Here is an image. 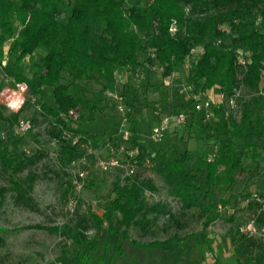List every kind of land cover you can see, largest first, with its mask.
<instances>
[{"label":"rangeland","instance_id":"374dc122","mask_svg":"<svg viewBox=\"0 0 264 264\" xmlns=\"http://www.w3.org/2000/svg\"><path fill=\"white\" fill-rule=\"evenodd\" d=\"M151 55L150 52L142 54L139 67L118 72L114 91L101 92L100 86L90 84L91 95L86 98L92 109L85 101H79L84 121L74 117L69 125L87 134L93 153H88L86 147H79L85 161L78 159L65 168L59 165L58 152L65 139L70 137L62 134V139H54L51 126L37 105L38 101L53 104L51 90L42 87L33 96L27 89L21 95L24 104L18 109L16 99L20 94L13 79L0 71L3 118L0 140L9 133L5 119L19 111L18 121L30 122L29 131L23 134L22 148L28 156L37 157L35 164L18 176L23 179L28 171L37 176L30 194L32 207L15 201L11 191L2 202L0 264H77L75 258L86 252L96 258L111 257V261L104 264H236L234 248L236 239L242 235L254 241L250 249L253 264H264V226L255 223L258 205L264 209V148L252 152L247 146L257 141L258 132H247L243 138L234 139L243 172L237 175L231 189L214 190L216 219L206 228H203L204 216L198 207L185 208L179 197L185 191L200 204H206L201 189L203 178L191 170L192 163L197 158L208 164L218 160L224 153L225 131L239 122L240 101H248L253 95L241 88L233 100L220 98L213 94L218 91L215 86L210 96H206L207 91L203 93L188 80L194 66L192 59H185L180 68H175L171 76L164 78L161 68L147 62ZM40 57L41 54L36 53L35 62L38 63ZM29 67L26 57L17 69L30 78ZM107 92L122 98V111L117 110V101L107 96ZM261 94L264 97V90ZM201 101L211 102L208 112L193 111V105ZM181 112L186 117L183 125H169L159 140L151 138L152 129L162 120L171 122ZM124 132L128 133L126 140L123 139ZM93 136L97 137L95 143ZM184 153L190 161H180ZM101 157L111 163L105 171L98 161ZM172 166H179L181 170L175 173ZM131 168L132 173L129 172ZM80 171L85 172L83 179L77 176ZM134 180L150 181L155 187L154 191L143 193L145 202L149 206L157 205L160 210L147 216L151 221L148 232L131 227L126 231L127 239L122 241L114 234H107L104 225L100 231L85 233L93 251L88 249V244L75 245L70 229L77 221L88 213L102 215L114 198L113 183L126 185ZM9 185L0 171V186ZM250 203L252 208L248 207ZM34 225L65 227V233L29 228ZM169 238L176 242L166 245L163 254L158 251L144 254L133 245Z\"/></svg>","mask_w":264,"mask_h":264},{"label":"trees","instance_id":"16d2710c","mask_svg":"<svg viewBox=\"0 0 264 264\" xmlns=\"http://www.w3.org/2000/svg\"><path fill=\"white\" fill-rule=\"evenodd\" d=\"M172 26L174 32H170ZM194 46L201 47L204 53L189 71L192 85L203 93L217 86L220 95L229 100L235 99L241 88L253 95L248 101H240L239 122L225 131L224 153L218 160L208 164L197 158L192 163L191 170L203 178L201 189L206 204H200L185 191L179 194L185 208L198 207L206 228L216 219L214 190L231 189L237 175L243 172L234 139L258 132L257 141L247 146L252 152L264 148V0H0V71L24 84L33 96L42 87L51 90L53 104L38 101L37 105L49 122L54 139H62V134L70 137L58 152L62 168L83 156L71 140L79 136L84 143L87 134L73 129L69 122L74 117L84 121L79 101H85L92 109L86 98L91 95L90 84L100 86L101 92L114 91L116 74L139 67V58L146 52L152 54L147 62L161 68L162 77H169L183 65ZM36 53L41 54L38 63L34 60ZM239 55H243L242 65L237 63ZM26 57L30 78L17 69ZM1 109L0 106V121ZM19 114L18 111L5 119L9 133L0 140V171L10 184L0 186V208L9 191L15 194V201L32 207L30 194L37 176L31 171L23 179L18 176L33 166L37 157L27 155L22 148L24 135L14 132ZM91 138L94 143L97 141L96 136ZM180 161H190L188 154L184 153ZM180 170L179 166L172 168L175 173ZM112 190L114 198L102 215L88 213L70 229L75 245L88 244L93 251L85 233L100 231L104 225L107 234L122 241L127 239L126 231L131 227L148 232L151 221L147 216L160 212L157 205L149 206L143 198L145 190H155L153 184L137 180L126 185L115 182ZM257 209L255 223L262 227L264 209L260 205ZM29 228L65 233V227ZM174 242L176 239L169 238L133 245L144 254H163L165 246ZM253 244V239L243 235L236 239V264H253ZM75 261L104 264L111 257L96 258L86 252Z\"/></svg>","mask_w":264,"mask_h":264},{"label":"built area","instance_id":"2783aa9c","mask_svg":"<svg viewBox=\"0 0 264 264\" xmlns=\"http://www.w3.org/2000/svg\"><path fill=\"white\" fill-rule=\"evenodd\" d=\"M174 31H175V29L172 26L170 28V32H174ZM203 53L204 52H203V49L201 47H196V46L191 47L189 54L186 57V59H188V60L192 59L195 62L198 58H200L202 56ZM237 63L241 64V65L244 64L243 55H239V57L237 58ZM13 82H14L15 87L17 88L18 94H20V97L16 99V104H17L18 109H19L24 104V99H23V97H21V95L27 91V88L22 83H17L14 80H13ZM107 96H111L113 99H115V101H117V104H118L117 110L122 111V106H121L122 98L120 96H116V95L109 93V92H107ZM220 98H223V97L220 95ZM197 101H199V100L197 99L196 102ZM210 109H211V102L210 101H201L200 103H196L193 105V111L197 112V113H205V112H208ZM70 114H72V112H70ZM204 116L207 117L208 115L204 114ZM185 118H186L185 113L181 112V113L176 114L171 122L169 119L162 120V122L160 123V125L158 127L152 129L151 138L153 140H159L162 137V133L166 129H168L169 125H174V126L183 125L185 122ZM29 129H30V122L28 120H19L14 127L16 134H20V135L27 133L29 131ZM123 134H124L123 139L126 140L128 133L124 132ZM71 144L72 145H78L81 148L86 147L88 153H93V151L91 150L89 141H86L83 144L79 145L78 136L74 137L71 140ZM80 161L84 162L85 158L82 156L80 158ZM98 161H99V164H100L103 171H105L107 169V166L111 164V163L109 164L107 162V159L104 157L99 158ZM129 172L130 173L133 172L132 168ZM77 176L79 179H83L85 177V172L80 171L77 173ZM77 188H80V186H78Z\"/></svg>","mask_w":264,"mask_h":264},{"label":"crops","instance_id":"0c3cea01","mask_svg":"<svg viewBox=\"0 0 264 264\" xmlns=\"http://www.w3.org/2000/svg\"><path fill=\"white\" fill-rule=\"evenodd\" d=\"M135 77H137V75H135ZM149 79H151V78H149ZM211 91H212V89H211V90H208V91L205 93V95H206V96H210ZM213 94H215V95L217 94V95L220 97L219 90H218V91H213ZM142 102H144V101H142ZM140 104H142V103H140ZM141 106H143V105H141Z\"/></svg>","mask_w":264,"mask_h":264}]
</instances>
